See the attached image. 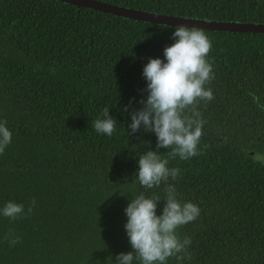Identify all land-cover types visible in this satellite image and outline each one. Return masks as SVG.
<instances>
[{
    "label": "trees",
    "instance_id": "obj_1",
    "mask_svg": "<svg viewBox=\"0 0 264 264\" xmlns=\"http://www.w3.org/2000/svg\"><path fill=\"white\" fill-rule=\"evenodd\" d=\"M100 1L264 24V0ZM174 30L56 0H0V122L12 132L0 155V208L25 206L15 220L0 215V264H115L132 251L128 203L158 196L160 215L168 184L201 211L177 229L191 238L190 257L167 264H264V164L253 159L264 155V33L203 30L214 99L198 104L199 154L169 158L175 180L153 189L138 181L139 156L157 150V137L129 135L130 113L148 94L144 66L164 59ZM105 107L117 120L111 136L93 126ZM158 151L167 158L170 149Z\"/></svg>",
    "mask_w": 264,
    "mask_h": 264
},
{
    "label": "clouds",
    "instance_id": "obj_2",
    "mask_svg": "<svg viewBox=\"0 0 264 264\" xmlns=\"http://www.w3.org/2000/svg\"><path fill=\"white\" fill-rule=\"evenodd\" d=\"M175 42L164 48V59L149 58L143 68L147 81V97L139 101V109L130 113L131 123L128 134L140 130L153 132L157 137V150H147L139 156L137 178L145 189L159 187L169 178L177 179L179 168H169V158L187 160L199 154L198 144L204 135L205 121L201 118L198 104L211 102L214 94L206 88L213 79V67L207 56L212 42L199 28L176 25L172 33ZM128 106H125V111ZM117 120L105 107L102 118L94 121L96 132L111 136L116 130ZM12 141V132L6 121L0 122V155ZM206 147V146H205ZM170 149L168 157H163L158 149ZM253 159L264 164V156L256 154ZM166 203L162 214L157 215L158 196L140 193L130 200L125 208L127 222L125 229L132 251L121 252L115 257V264H133L134 258L140 264H167L170 257L182 261L190 257L187 252L191 238L183 240L177 229L194 221L200 215V208L192 202H181L175 186L165 188ZM36 201L27 208L31 213ZM0 215L15 220L25 215L23 204L8 201L0 208ZM19 236L10 239L15 245Z\"/></svg>",
    "mask_w": 264,
    "mask_h": 264
},
{
    "label": "water",
    "instance_id": "obj_3",
    "mask_svg": "<svg viewBox=\"0 0 264 264\" xmlns=\"http://www.w3.org/2000/svg\"><path fill=\"white\" fill-rule=\"evenodd\" d=\"M78 7H84L106 14L121 16L123 18L136 21L151 22L156 24H164L168 26L185 25L189 28H199L201 30L210 31H226V32H248V33H264V24H254L251 22H240L233 20H212L199 19L195 17L166 15L126 6L111 4L100 0H56ZM264 156V155H263Z\"/></svg>",
    "mask_w": 264,
    "mask_h": 264
}]
</instances>
